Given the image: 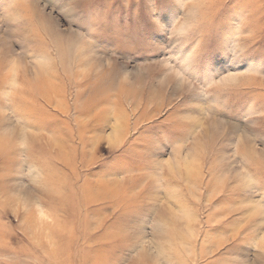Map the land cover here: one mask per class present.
Instances as JSON below:
<instances>
[{
    "label": "rangeland",
    "instance_id": "rangeland-1",
    "mask_svg": "<svg viewBox=\"0 0 264 264\" xmlns=\"http://www.w3.org/2000/svg\"><path fill=\"white\" fill-rule=\"evenodd\" d=\"M0 264H264V0H0Z\"/></svg>",
    "mask_w": 264,
    "mask_h": 264
},
{
    "label": "snow or ice",
    "instance_id": "snow-or-ice-1",
    "mask_svg": "<svg viewBox=\"0 0 264 264\" xmlns=\"http://www.w3.org/2000/svg\"><path fill=\"white\" fill-rule=\"evenodd\" d=\"M63 2H64L65 4H67V3H70L71 0H63Z\"/></svg>",
    "mask_w": 264,
    "mask_h": 264
}]
</instances>
